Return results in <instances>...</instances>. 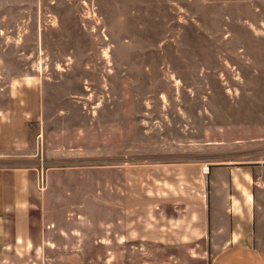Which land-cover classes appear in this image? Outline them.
<instances>
[{
	"label": "rangeland",
	"instance_id": "1",
	"mask_svg": "<svg viewBox=\"0 0 264 264\" xmlns=\"http://www.w3.org/2000/svg\"><path fill=\"white\" fill-rule=\"evenodd\" d=\"M176 1L158 21L148 7L0 0V165L38 167L52 221L26 264L210 261L209 234L159 241L167 226L132 212L129 226H105L119 211L111 164L152 162L158 143L199 139L201 109L215 129L232 115L238 136L253 134L255 116L264 124V0Z\"/></svg>",
	"mask_w": 264,
	"mask_h": 264
},
{
	"label": "crops",
	"instance_id": "2",
	"mask_svg": "<svg viewBox=\"0 0 264 264\" xmlns=\"http://www.w3.org/2000/svg\"><path fill=\"white\" fill-rule=\"evenodd\" d=\"M16 2L34 7H148L154 13L148 16L159 17L158 21L167 18L162 9L177 12L178 6L176 0ZM226 98L232 103L234 97ZM249 101L257 105V96H250ZM199 113L203 124L199 139L187 137L163 147L158 143L157 149L163 150L152 162L111 164L117 178L107 179L106 186L114 192L110 199L118 203L119 211L105 226H129L132 212L142 216L138 222L151 221V226L159 229L167 226L168 234L157 237L159 241L209 234L211 257L207 264H264V124L255 116L253 134L246 130L238 136L236 124L230 122L234 117L227 112L226 122L217 129L211 126L209 115L213 113L208 108ZM178 129L186 136L197 131ZM130 173L136 174L137 187L142 188L135 196L129 189ZM39 179L35 165H0V264H26V259L42 251L41 226H52V221L45 219ZM147 180L152 187L147 186Z\"/></svg>",
	"mask_w": 264,
	"mask_h": 264
},
{
	"label": "bare ground",
	"instance_id": "3",
	"mask_svg": "<svg viewBox=\"0 0 264 264\" xmlns=\"http://www.w3.org/2000/svg\"><path fill=\"white\" fill-rule=\"evenodd\" d=\"M206 169H207V167H206ZM205 168H204V170H206Z\"/></svg>",
	"mask_w": 264,
	"mask_h": 264
}]
</instances>
